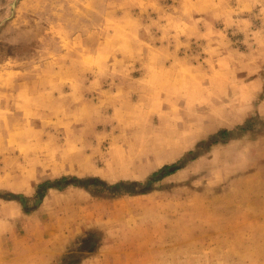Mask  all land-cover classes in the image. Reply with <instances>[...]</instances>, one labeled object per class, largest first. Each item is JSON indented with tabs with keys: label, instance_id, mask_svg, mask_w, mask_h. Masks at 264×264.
Instances as JSON below:
<instances>
[{
	"label": "rangeland",
	"instance_id": "374dc122",
	"mask_svg": "<svg viewBox=\"0 0 264 264\" xmlns=\"http://www.w3.org/2000/svg\"><path fill=\"white\" fill-rule=\"evenodd\" d=\"M134 2L0 0V72L30 82L17 101L10 93L24 85L0 89V158L12 157L14 177L0 204L24 198L13 201L20 216L12 224L0 221L6 256L28 252L24 264H264V0ZM107 10L140 17L149 44L112 51L124 67L109 68L101 54L89 57L93 68L61 66L78 47H61L56 33L93 47ZM72 77L77 85L66 83ZM58 156L60 177L29 173ZM173 165L180 169L152 176ZM28 174L20 193L19 176ZM75 178L87 190L64 187ZM44 183L64 188L39 202Z\"/></svg>",
	"mask_w": 264,
	"mask_h": 264
},
{
	"label": "crops",
	"instance_id": "0c3cea01",
	"mask_svg": "<svg viewBox=\"0 0 264 264\" xmlns=\"http://www.w3.org/2000/svg\"><path fill=\"white\" fill-rule=\"evenodd\" d=\"M154 0H135V6L133 8H138L141 7L143 5L146 6H150L152 7L153 4H156V2H153ZM140 12L142 13V11L140 10ZM113 12L107 10L106 13L105 11H101V25H100V31H95L97 32V34L100 35V40L97 42V44L95 46H89L86 44H81L79 45V41L77 40V35L73 34V35H68V36H64L63 34H58L56 33L55 36L60 37V42H61V47H70L69 45L71 43H74V45L76 47H78V51L82 50V52H78L76 51L77 55H70V57L68 58V61H66L63 64H60V62H57L58 64H60L63 67H70V68H77L80 67L82 69H89V68H93L96 67L95 64H92L94 62H92L89 57L93 56L95 54H101L102 55V59L103 62L106 61L107 65L109 68H114V67H119L120 65L124 67V63H126V61L123 63L122 61H120L119 59H115L117 56L116 55H112L111 52L113 51L114 53L117 52H121L124 50V48H122L121 46H123L125 43H133V42H137L139 41L140 43H142V45H146L149 44L147 43V41L142 38L144 37V34H142V28H138L139 26L142 27V24L140 23V21H142L140 19V17H135L133 18V14H131V12H122L119 13L118 17L116 15V12H114V16H111ZM153 18V17H152ZM128 25H131L130 27H133V29H129L127 28ZM111 28H113V33L111 31ZM117 31V32H116ZM94 31H92L91 33L94 34ZM155 33L153 31H151L150 35H154ZM86 35H89V32H87ZM47 36V35H46ZM82 36V35H81ZM117 36L118 38H120V47H115V43L113 41V38ZM64 37V38H62ZM140 38V39H139ZM137 39V40H136ZM68 41L66 44H64V41ZM71 42V43H70ZM77 43V45H76ZM110 45V49L106 50V46ZM115 47V48H114ZM144 46L138 47L139 51H143ZM148 47V46H145ZM83 54H85L87 57V62H85L86 64H83L82 60L84 59V57L81 58V56H79ZM133 56V54H132ZM118 58V57H117ZM102 62V63H103ZM46 66V64L41 65V69H40V76L42 73V68ZM59 66V65H58ZM101 67H105L106 65H100ZM0 89H4L5 85L7 84L8 87H10L9 83L15 82V83H20L22 84V88L19 91H15L13 93H10L12 96H14V100L17 101L18 99H22L24 97V93H25V87L30 85V82L27 81L28 79H26L24 76L21 77H17V76H11V77H7L5 75H2V73L0 72ZM57 77L58 73L55 74ZM41 78V77H40ZM75 77H72V79ZM66 83H68L70 86L72 85H77L79 83V80H67ZM39 85H41V82L39 83ZM81 85V84H80ZM67 86V85H66ZM63 84H61L60 89L63 88ZM30 89V87L28 88ZM64 89V88H63ZM62 89V92H63ZM43 92L46 94L47 89L44 88ZM68 94V93H67ZM68 99V97L66 98ZM57 116H60V113H56ZM55 124H57V122H55ZM58 125V124H57ZM60 148L62 149V145L60 146H55V148ZM8 153V152H7ZM60 155H62V152H59ZM12 157H9L8 155L5 156L3 155V157L0 158V189L3 188L6 191H9L8 188L10 187L11 180H14L13 175L11 174L12 169ZM64 164V161L62 159V157H56L53 161H47L44 160V162L37 164L34 168L30 169L29 173H33L34 179H37V175L43 171V173L48 176V179H55L57 177H60L61 171H62V165ZM38 173V174H37ZM29 176L27 178H23L21 176H19V180L23 181L21 182V184H18L16 187L20 188V193H26L29 190V185L27 182L30 181V179H33L30 174H28ZM26 179V180H25ZM6 203H1L0 204V221L3 222V224H12L11 222H14V219L16 217L20 216V210H19V204L13 201H4ZM12 210V211H11ZM5 244L0 243V264H24L25 262H29L30 259V253L28 252H22V254H15V256H13V258L7 257L8 256V251H6V248L4 247ZM7 255V256H6ZM19 258L18 262H14L15 258ZM12 261V262H11Z\"/></svg>",
	"mask_w": 264,
	"mask_h": 264
},
{
	"label": "trees",
	"instance_id": "16d2710c",
	"mask_svg": "<svg viewBox=\"0 0 264 264\" xmlns=\"http://www.w3.org/2000/svg\"><path fill=\"white\" fill-rule=\"evenodd\" d=\"M226 135V133H225ZM214 144L216 142H213ZM179 168V166H164L162 169H160L158 172H156L155 174H153L152 176H155V175H158V174H161V178H165L171 174H173L174 172H176ZM63 180H65V178H62ZM74 182H72L71 184H67L65 185L64 187L66 186H73V187H79V188H83L85 190H87V188L83 185L80 184V180L78 179H73ZM92 181H97V180H94V179H91ZM64 187H58V186H52L51 184L49 183H44L42 185H39L38 186V189H37V198H38V201L40 202L44 196H45V192L50 190V189H56V190H61L63 189ZM5 200H8V201H16V202H19L23 205V201H24V198L23 196H14V195H10L8 198H5Z\"/></svg>",
	"mask_w": 264,
	"mask_h": 264
}]
</instances>
